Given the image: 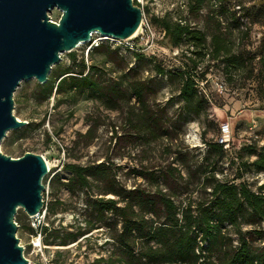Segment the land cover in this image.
Wrapping results in <instances>:
<instances>
[{"label": "rangeland", "instance_id": "rangeland-1", "mask_svg": "<svg viewBox=\"0 0 264 264\" xmlns=\"http://www.w3.org/2000/svg\"><path fill=\"white\" fill-rule=\"evenodd\" d=\"M135 1L144 10L143 19L150 28L148 30L144 25L141 28L143 39H140L138 52L142 57L134 54L138 48L135 45L96 41L95 38L94 42L81 44L71 53H62L61 61L51 69L60 71L72 66L70 54L76 56V62L83 57L87 65L94 64V76L103 84L115 83L119 87V95L113 99L116 101L110 102L116 108L106 107L102 101L105 99L86 91L68 98L57 95L58 80L53 81L52 93H49V76L44 84L35 79L22 81L14 92L13 114L27 124L6 133L0 142V152L12 158L31 152L41 155L50 164L42 181L44 209L40 215L27 216L22 209L15 215L16 235L28 264H101L96 261L106 258L112 250L111 239L100 225L79 236L75 242L59 245V239H55L68 232L76 233L79 227L82 231L85 226L78 215L83 206L81 198L77 200V195L70 194L63 185L68 178L65 164L86 166L108 162L116 178L129 189L138 184L150 187L140 174L159 170L172 162L182 177L176 174L172 177L174 192H192L194 198L202 193L198 166L214 172L217 180L230 181L239 172L241 162H251L255 158L251 152H258L264 146V110L261 109L264 107V67L262 75H255L256 69L252 77L244 78L238 71L227 81L216 61L206 57L197 69L201 72L206 66L208 68L206 81L197 80L198 94L204 96L206 102L193 107L195 113H188L184 104L178 101L179 83L172 74L184 66L185 48L170 47L149 20L154 15L175 21L180 8L185 21L206 33L207 45L210 34L222 33L231 53L246 50L258 56L264 50V18H258L260 21L254 23L244 18L239 29L247 30L248 34L241 35L230 23L219 26L217 19L205 20L202 15L187 14L181 6L184 0ZM258 1L250 2L257 8ZM59 16L56 9L49 13L52 21H58ZM95 48L100 49L95 51ZM114 48L118 50L116 54L112 52ZM154 49L159 50L157 57L151 55ZM158 65L164 68L163 75L156 73ZM254 66L257 68L258 65ZM137 81L145 84V100L151 109L160 115L165 109L163 121L172 128L170 137L153 139L135 132L139 110L130 85ZM222 123L229 124L232 139L231 151L220 155L206 143L214 142ZM56 132L57 137L54 136ZM188 167L193 170L191 173H187ZM242 173V180L252 190L264 185V172L242 167ZM55 175L58 179L54 178L50 183ZM47 209H52L53 213ZM50 223L58 233L49 235L37 230L38 226Z\"/></svg>", "mask_w": 264, "mask_h": 264}, {"label": "trees", "instance_id": "trees-1", "mask_svg": "<svg viewBox=\"0 0 264 264\" xmlns=\"http://www.w3.org/2000/svg\"><path fill=\"white\" fill-rule=\"evenodd\" d=\"M250 1L184 0L181 6L187 14L196 13L205 20L217 19L219 26L230 23L241 35H247V30L239 29L244 24L243 19L254 23L260 21L258 18H264V0L258 1L257 8ZM134 4L139 6L135 0ZM178 9L179 16L175 21L154 15L149 20L170 47L185 48L186 62L172 74L179 83L178 101L184 104L188 113H195L193 107L206 102L197 91V80L206 81L207 66L197 72L206 57L216 61L227 81L231 80L233 72L238 71L244 78L252 77L256 69L255 75H262L264 50L258 56L246 50L231 53L222 33L210 34V44L207 45L206 33L185 21L181 16L183 9ZM140 43L139 38L134 41L138 47L134 50L137 57H142L138 52ZM112 52L116 54L117 48ZM158 54L156 49L151 52L153 57ZM69 57L72 66L50 72L49 93H52L53 81L58 80L55 86L57 95L68 98L86 91L105 99L102 101L106 107L116 108L110 102L116 101L113 99L118 97L119 87L115 83L103 84L94 76V64L87 65L83 57L78 62L74 54ZM254 64L258 65L257 68ZM156 73L163 75L164 68L158 65ZM130 89L139 110L135 132L153 139L170 137L171 126L163 121L165 109L162 115L151 109L145 100V84L137 81L130 85ZM54 136L57 137L58 133ZM206 144L220 155L231 151V146L224 149L215 139ZM251 153L255 158L251 162H241L239 172L230 181L217 180L214 172L198 166L202 193L194 198L192 192H174L172 177L175 174L182 177L172 162L159 170L140 174L150 187L138 184L129 189L116 178L108 162L86 166L65 164L68 178L63 185L70 194L77 195V200L81 198L83 206L78 215L83 218L85 226L82 231L79 227L76 233L68 232L62 237L55 236V239H59V245H65L99 225L104 227L111 239L112 250L106 258L96 261L101 264H264V185L252 190L242 180V167L264 172V146ZM192 171L187 168V173ZM54 178L58 179V175L50 183ZM47 211L53 213L52 209ZM37 230L49 235L59 232L52 223L42 224Z\"/></svg>", "mask_w": 264, "mask_h": 264}, {"label": "water", "instance_id": "water-1", "mask_svg": "<svg viewBox=\"0 0 264 264\" xmlns=\"http://www.w3.org/2000/svg\"><path fill=\"white\" fill-rule=\"evenodd\" d=\"M60 12L58 21L49 13ZM142 9L134 0H0V142L26 121L13 114L20 83L44 84L62 53L90 35L126 40L141 27ZM48 168L39 154L12 158L0 152V264H28L19 243L15 215L38 216L44 209L43 178Z\"/></svg>", "mask_w": 264, "mask_h": 264}, {"label": "built area", "instance_id": "built-area-1", "mask_svg": "<svg viewBox=\"0 0 264 264\" xmlns=\"http://www.w3.org/2000/svg\"><path fill=\"white\" fill-rule=\"evenodd\" d=\"M143 25L145 26V28L147 27L148 30H150V28L148 27L147 24H145L144 19L142 20V24L141 27H143ZM142 34H143V29H141V32L134 38H129L126 40H119V39H114L112 37H105V36H101L97 33H92L90 35V39L88 43H92L95 41H102V40H108V41H112V42H117V43H121V42H126L128 43L129 46L134 47V41L139 38L142 39ZM98 45V44H97ZM232 139V131L231 128L229 126L228 123H222L219 125V130H218V134L215 136V141L222 145L224 147V149H229L230 148V142Z\"/></svg>", "mask_w": 264, "mask_h": 264}, {"label": "bare ground", "instance_id": "bare-ground-1", "mask_svg": "<svg viewBox=\"0 0 264 264\" xmlns=\"http://www.w3.org/2000/svg\"><path fill=\"white\" fill-rule=\"evenodd\" d=\"M140 32H141V28H139V29L135 32V34L132 35V37H130V38H134V37H136ZM81 44H82V43H80L79 45H81ZM79 45H78V46H79ZM46 164H47V167L50 168V164H49V162L46 161ZM35 241H37V240H35ZM38 245H39V244L36 243V246H38Z\"/></svg>", "mask_w": 264, "mask_h": 264}]
</instances>
